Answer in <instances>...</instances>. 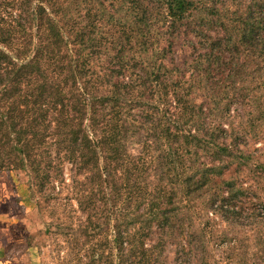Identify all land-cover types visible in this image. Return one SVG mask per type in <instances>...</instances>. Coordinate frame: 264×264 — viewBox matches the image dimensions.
<instances>
[{"label":"trees","instance_id":"16d2710c","mask_svg":"<svg viewBox=\"0 0 264 264\" xmlns=\"http://www.w3.org/2000/svg\"><path fill=\"white\" fill-rule=\"evenodd\" d=\"M263 135L264 0H0V170L42 191L70 164L88 264L110 231L114 264H165L176 239L228 264L207 256V213L240 217Z\"/></svg>","mask_w":264,"mask_h":264},{"label":"rangeland","instance_id":"374dc122","mask_svg":"<svg viewBox=\"0 0 264 264\" xmlns=\"http://www.w3.org/2000/svg\"><path fill=\"white\" fill-rule=\"evenodd\" d=\"M246 109L233 107L231 114L235 122ZM135 148L133 146L134 153L137 152ZM248 148L256 158L264 159V135L256 142L249 139ZM70 167L65 162L62 175L54 178L53 183L51 178L42 191L38 190L28 170H0V258L8 264H88L92 245L98 241L89 240L85 232L87 214L73 198L76 184L72 182ZM82 177L77 178L83 180ZM246 184L249 189L240 197L237 207L240 217L234 222L225 221L218 213H207L210 219L206 228L212 231L206 237L210 241L207 256L214 261L264 264V250L258 245V238H264V209L259 207L254 210L258 215L251 214V202H257L258 198L264 200V180L259 183L250 180ZM202 222L195 220V226L200 229ZM95 232L93 229L87 231L88 234ZM157 234H152L146 245L154 243ZM111 235L112 231L108 232L109 241L102 246L100 264H114L116 260L112 254ZM221 236H225L223 242H219ZM177 240L167 242L165 264H195L191 255L190 263L186 260L185 252L178 249ZM191 240L194 242V237L191 236Z\"/></svg>","mask_w":264,"mask_h":264},{"label":"crops","instance_id":"0c3cea01","mask_svg":"<svg viewBox=\"0 0 264 264\" xmlns=\"http://www.w3.org/2000/svg\"><path fill=\"white\" fill-rule=\"evenodd\" d=\"M0 257L2 256L0 255ZM0 264H8V261L0 258Z\"/></svg>","mask_w":264,"mask_h":264}]
</instances>
